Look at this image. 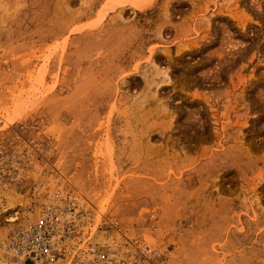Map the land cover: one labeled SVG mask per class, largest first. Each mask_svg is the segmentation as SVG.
I'll return each mask as SVG.
<instances>
[{"label": "rangeland", "instance_id": "rangeland-1", "mask_svg": "<svg viewBox=\"0 0 264 264\" xmlns=\"http://www.w3.org/2000/svg\"><path fill=\"white\" fill-rule=\"evenodd\" d=\"M237 1L0 0V222L73 194L93 264H264V0Z\"/></svg>", "mask_w": 264, "mask_h": 264}, {"label": "built area", "instance_id": "built-area-1", "mask_svg": "<svg viewBox=\"0 0 264 264\" xmlns=\"http://www.w3.org/2000/svg\"><path fill=\"white\" fill-rule=\"evenodd\" d=\"M14 151L8 153L0 149V186L14 184L17 165L11 164L8 157H15ZM73 194L60 200L50 210L41 212L38 220L18 222L0 240V249L13 259L29 261L31 264H58L74 261L76 264H93L104 261L106 255L96 251L84 234L83 213L76 212Z\"/></svg>", "mask_w": 264, "mask_h": 264}, {"label": "bare ground", "instance_id": "bare-ground-1", "mask_svg": "<svg viewBox=\"0 0 264 264\" xmlns=\"http://www.w3.org/2000/svg\"><path fill=\"white\" fill-rule=\"evenodd\" d=\"M232 2H233V0H231ZM234 2L237 4V5H239V2L237 1V0H234ZM232 4H234V3H232ZM246 4V3H245ZM244 6V5H243ZM237 9V8H236ZM229 12V11H228ZM245 21V20H244ZM243 23V22H242ZM241 24V23H240ZM243 25V24H242ZM165 73H167V72H165ZM165 75V74H164ZM166 76H168V74L167 75H165V77ZM167 79H168V77H167ZM171 85V84H170ZM160 101H162V100H160ZM160 103V102H159ZM165 105L167 104L166 102L164 103ZM163 104V105H164ZM162 113L165 115V116H169V114H171L172 112H169L168 111V108H167V106H166V108L164 107V106H162ZM144 116V114L142 113L141 114V116ZM141 118V117H140ZM147 148V147H146ZM150 150V149H149ZM159 151H158V153H162V154H165L166 156H168L169 154H168V149H158ZM173 156H171V159H175V160H178L179 159V157H178V153L175 151V150H172V153H171ZM215 161L217 160L218 162H220L221 160H219V159H214ZM76 200V199H75ZM76 212L77 211H79L80 210V205L77 203V200H76ZM81 211V213H83V218H82V220L83 221H85V215H84V213L85 212H83L82 210H80ZM17 219H19L18 217L16 218V214L15 215H12V216H8L6 219H5V223L4 222H0V229H5V230H8V232H9V230L14 226V225H17L18 224V222H16L15 224H12V225H8V224H6V223H13L15 220H17ZM18 221V220H17ZM0 240H1V237H0ZM2 251H3V249H2ZM4 252V251H3ZM1 256V255H0ZM2 257V256H1ZM0 257V258H1ZM17 263H24V264H31L29 261H23V260H20V262H17Z\"/></svg>", "mask_w": 264, "mask_h": 264}]
</instances>
